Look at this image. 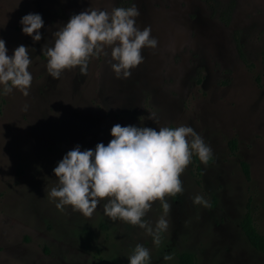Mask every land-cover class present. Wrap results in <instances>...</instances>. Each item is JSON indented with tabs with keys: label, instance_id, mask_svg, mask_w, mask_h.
Listing matches in <instances>:
<instances>
[{
	"label": "rangeland",
	"instance_id": "rangeland-1",
	"mask_svg": "<svg viewBox=\"0 0 264 264\" xmlns=\"http://www.w3.org/2000/svg\"><path fill=\"white\" fill-rule=\"evenodd\" d=\"M119 1L0 0V38L10 57L20 45L29 49L33 77L27 97L0 86V264H129L137 244L149 249V264H178L183 251L195 264H264L238 228L248 200L264 234V0H128L140 11L137 26H150L158 41L142 50L131 77L116 78L106 49L86 75L77 67L52 79L42 50L53 34L73 15L111 11ZM29 13L43 19L39 42L22 32ZM116 124L190 126L212 150L207 165L193 155L183 193L167 198L159 244L146 229L104 215V202L86 218L58 210L48 195L63 157L98 133L112 138ZM197 195L208 206L194 204ZM163 215L157 201L144 220L154 228Z\"/></svg>",
	"mask_w": 264,
	"mask_h": 264
},
{
	"label": "clouds",
	"instance_id": "clouds-1",
	"mask_svg": "<svg viewBox=\"0 0 264 264\" xmlns=\"http://www.w3.org/2000/svg\"><path fill=\"white\" fill-rule=\"evenodd\" d=\"M138 7H114L111 11L95 7L73 15L66 26L53 34L54 44L43 47L47 57L49 76L58 80L66 70L79 67L86 75L90 59L110 49L111 69L117 79H128L132 70L144 62L142 50L156 49L158 41L151 35V27L137 26ZM23 34L39 42L44 26L39 14L29 13L21 21ZM29 49L20 45L8 55L5 41L0 38V86L3 94L14 89L29 96L32 74ZM112 139L95 150L81 151L79 146L69 151L54 168L58 181L48 195L58 210L70 206L74 212L91 218L103 203L104 215L140 229H146L155 244L167 231L166 219L171 209L167 198L182 194V173L195 154L205 165L212 158V150L190 126L150 127L121 126L111 129ZM159 202L164 215L153 228L144 220L154 202ZM194 204L208 206L197 195ZM165 259H170L165 256ZM129 264H149L150 251L137 244L128 257Z\"/></svg>",
	"mask_w": 264,
	"mask_h": 264
},
{
	"label": "trees",
	"instance_id": "trees-1",
	"mask_svg": "<svg viewBox=\"0 0 264 264\" xmlns=\"http://www.w3.org/2000/svg\"><path fill=\"white\" fill-rule=\"evenodd\" d=\"M128 0H120L118 2V7H124L127 8ZM230 148H233L234 142L230 141L229 143ZM240 170L244 176L245 179L248 178V166L244 161H241L239 163ZM199 172V170H198ZM238 228L240 229L242 235L244 236L247 244L257 251L258 253L262 254L264 256V234L259 233L253 224L252 214L249 209L248 200L244 204V211L242 213V216L238 222ZM177 263L178 264H194L195 263V256L193 253H178L176 255ZM98 264V263H94Z\"/></svg>",
	"mask_w": 264,
	"mask_h": 264
},
{
	"label": "crops",
	"instance_id": "crops-1",
	"mask_svg": "<svg viewBox=\"0 0 264 264\" xmlns=\"http://www.w3.org/2000/svg\"><path fill=\"white\" fill-rule=\"evenodd\" d=\"M100 134H103V133H98L97 136L95 137H91L90 140H83L82 142H80L81 144V149L82 151L84 150H88V149H91V150H95L96 148V145L99 144V143H103L105 146H107V144L110 142V140L112 139L111 137H106L104 135H100ZM88 138V137H87ZM89 139V138H88ZM240 231V229H239ZM241 233V231H240ZM242 234V233H241ZM251 248V247H250ZM254 250V249H253ZM255 251V250H254ZM257 252V251H256Z\"/></svg>",
	"mask_w": 264,
	"mask_h": 264
},
{
	"label": "flooded vegetation",
	"instance_id": "flooded-vegetation-1",
	"mask_svg": "<svg viewBox=\"0 0 264 264\" xmlns=\"http://www.w3.org/2000/svg\"><path fill=\"white\" fill-rule=\"evenodd\" d=\"M80 144V143H79ZM79 147H81V145L79 146ZM251 211V210H250ZM252 214V213H251ZM242 216V215H241ZM241 218V217H240ZM240 220V219H239ZM239 222V221H238ZM256 229V228H255ZM243 236V235H242ZM243 238H244V236H243ZM245 239V238H244ZM246 241V240H245ZM247 243V242H246ZM249 246V245H248ZM250 247V246H249ZM178 253H191V252H185V251H183V252H178ZM177 253V254H178ZM176 254V255H177ZM260 254V253H259ZM262 255V254H261ZM195 256V255H194ZM176 261H177V258H176ZM195 261H196V257H195ZM195 264V263H194Z\"/></svg>",
	"mask_w": 264,
	"mask_h": 264
}]
</instances>
